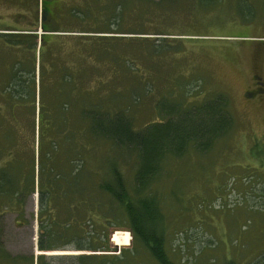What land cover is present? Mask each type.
<instances>
[{
  "label": "rangeland",
  "instance_id": "374dc122",
  "mask_svg": "<svg viewBox=\"0 0 264 264\" xmlns=\"http://www.w3.org/2000/svg\"><path fill=\"white\" fill-rule=\"evenodd\" d=\"M60 1L49 2L50 7L63 9L55 13L61 35L51 48L82 72L89 69V82L81 88L87 84L96 88L104 108L123 109L134 127L167 116L160 109L163 97L166 104L176 102L180 108L216 94L227 99L230 129L206 151L190 146L180 156H168L150 186L164 212L165 249L174 264H264V0H221L211 6L196 0H154L162 2L150 9L132 5L124 24L137 31L82 33L94 39L89 42L74 38L80 33L66 29L102 26L98 23L108 17L114 0L102 2V9L97 6L84 22L69 19ZM85 1L66 0V4ZM39 6V0H0V32L43 33L38 24ZM118 51L129 56L134 71L116 63L113 56ZM2 56L9 58L0 45ZM76 81L79 86V77ZM2 138L0 134V142ZM17 138L9 149L15 159L23 155ZM96 151L102 168L115 161L131 190L135 150L100 137ZM7 154L3 150L1 160ZM37 195L34 191L12 211L2 210L4 200L0 198V249L10 255L40 252L36 246ZM111 212V221H104L111 247L107 253L123 254L112 262L156 264L133 240L123 215L118 210ZM96 213L103 220L102 209ZM63 242L62 248L45 254L100 253L76 250L73 237L59 243Z\"/></svg>",
  "mask_w": 264,
  "mask_h": 264
},
{
  "label": "trees",
  "instance_id": "16d2710c",
  "mask_svg": "<svg viewBox=\"0 0 264 264\" xmlns=\"http://www.w3.org/2000/svg\"><path fill=\"white\" fill-rule=\"evenodd\" d=\"M61 1L69 19L84 22L106 0L68 5L66 0ZM196 1L211 6L221 0ZM49 2L39 1L38 24L43 33L0 32L1 48L9 54V58H0V134L3 135L0 154L3 150L8 153L4 160L0 156V198L4 200L1 208L12 211L37 192L36 246L40 251L36 255H10L0 249V264H115L123 254L107 253L111 247L106 230V222L112 219L108 215L114 210L123 215L133 240L143 246L156 264H174L165 249L164 212L150 185L168 156H180L190 146L206 151L230 129L232 117L227 99L216 94L192 107L180 108L176 102L166 104L163 97L159 100L160 109L167 116L134 127L123 109L104 108L95 94L96 88L88 84L81 88L89 82L88 76L92 74L89 69L82 72L55 54L57 50L51 45L61 35L55 13L63 9L59 5L50 7ZM160 2L114 0L110 14L107 11L108 17L98 23L102 26L71 27L66 31L78 32L74 38L88 42L94 39L84 38L82 33H134L137 29L124 24L128 7L150 9L158 7ZM106 54L109 55V49ZM113 57L126 70L134 71L128 63L129 56L119 52ZM15 132L19 138L12 137ZM100 137L135 150L137 162L131 190L123 182L115 161L109 168H102V158L99 160L96 151ZM16 138L22 143L23 155L15 159L9 149ZM98 209H102L100 221L95 214ZM68 237L78 243L76 250L100 253L45 254L62 248L65 244L59 242Z\"/></svg>",
  "mask_w": 264,
  "mask_h": 264
},
{
  "label": "water",
  "instance_id": "95a60500",
  "mask_svg": "<svg viewBox=\"0 0 264 264\" xmlns=\"http://www.w3.org/2000/svg\"><path fill=\"white\" fill-rule=\"evenodd\" d=\"M41 28V27H40ZM42 29V28H41ZM115 244V243H114ZM116 245V244H115Z\"/></svg>",
  "mask_w": 264,
  "mask_h": 264
}]
</instances>
